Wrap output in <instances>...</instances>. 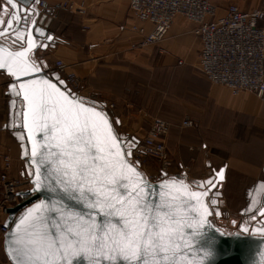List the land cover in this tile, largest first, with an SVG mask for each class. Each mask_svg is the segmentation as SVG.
<instances>
[{
    "label": "crops",
    "instance_id": "obj_1",
    "mask_svg": "<svg viewBox=\"0 0 264 264\" xmlns=\"http://www.w3.org/2000/svg\"><path fill=\"white\" fill-rule=\"evenodd\" d=\"M39 1L36 6L39 21L54 36L46 51L37 58L42 70L49 75L57 74L56 77L63 83L69 78L78 79L80 84L74 88L78 97L100 104L112 115L114 128L122 138L133 143L140 142L149 125L141 124L140 118L131 122L128 131H122L126 120L115 117L114 108L110 109V105L114 106L113 101L116 105L125 103L123 96L136 95L147 69L153 75L162 68L173 70L184 84L178 99L180 113L175 116L186 115L193 122L189 139L177 136L170 129L166 147L174 167H188L189 172L201 180L207 176L208 169L219 171L224 165L226 174L230 170L249 173L250 180L264 175V103L250 92L232 94L226 87L206 81L199 70L201 43L193 34L195 25L192 22L176 16L161 43L132 49V45L142 37L131 27L143 26L148 34L152 26L141 25L133 18L129 0H71L76 6L82 5V15L55 9V5L63 0H43L48 4L45 10L39 8ZM213 3L217 18L226 14L229 5H236L243 12L264 10V0H214ZM58 62L64 65L61 72L55 70ZM123 78L130 79L128 90L124 89L127 82ZM11 86L12 80L1 73L0 132L4 129L7 133L11 130L17 135L19 133L18 136L12 134L16 137L12 146H16L18 151L22 134L13 130L14 123L9 115ZM198 146L203 150L217 151L218 155L211 152L204 155ZM7 148L0 142V154L11 150ZM227 152V158L223 160L221 156ZM15 167L19 177L24 179L21 153L18 159H12L10 176L14 179ZM21 182V190L30 188L28 181ZM252 186L254 183H249L240 189L249 193ZM222 201H225L224 197ZM232 221L228 220L229 223Z\"/></svg>",
    "mask_w": 264,
    "mask_h": 264
},
{
    "label": "snow or ice",
    "instance_id": "obj_2",
    "mask_svg": "<svg viewBox=\"0 0 264 264\" xmlns=\"http://www.w3.org/2000/svg\"><path fill=\"white\" fill-rule=\"evenodd\" d=\"M3 3L5 0H0V4ZM6 4L10 8H0V37L9 35L11 32L15 34L16 39L24 40L23 25L27 24L28 17L21 14L23 9L19 7V0H6ZM32 23L34 25L35 21ZM31 47L30 42L29 49ZM4 51L6 50L0 48V53ZM27 55V52L15 53V57L18 58ZM17 64L24 73L38 71L34 62L26 59L13 60L7 65L9 73L13 76L16 75L13 66ZM5 66V61L0 56V68ZM29 84L35 85L36 81H30ZM44 84L50 89H55L59 96L64 98L66 104H62L58 114H55L52 108L47 107L46 90L37 92L34 88L21 83L20 89L23 92V100L28 104L32 124L35 128L45 131L48 125L41 121L49 118L45 113H53L51 135L45 132L44 139L56 140L57 144L54 146L60 148L57 155L59 165L62 167L55 168L58 182L65 185V191L69 196L78 192L77 199L84 202L87 208L99 210V214L105 217V221L99 224L91 216L85 220L83 217L74 215L71 218L75 223L57 226L63 230L57 231L56 238L53 239L50 232L40 223L44 219L43 216L33 217L34 210H30L29 214L16 225L18 234L12 241L15 247L9 253L15 254L14 264H60L61 261L64 264H73V259L76 257H80L76 260V264H82L83 261H86V264H178L177 256L181 254L182 245L177 243V239H183V229H192L194 235L203 239L207 233L200 229L205 225L211 227L207 217L219 215L218 212L209 211V207L216 204L215 200L209 198L205 203L199 199L209 197V192L216 187L217 181L209 177L206 181L209 186L207 191L191 192V196L197 198L199 205L192 208V212L196 215H183L178 219L175 211L178 206L164 199L167 193H159L161 202L153 205L140 195L148 188L142 172L137 171L129 161L120 160L117 163L113 159H106L100 155L111 146L109 140L111 144H115L117 139L107 116L101 111H96V106L84 107V101L77 98L69 99L55 84L47 80ZM11 87L14 90L16 86ZM13 94L19 96L20 92L14 91ZM47 99H50V96ZM15 104L16 101L13 100V107ZM24 115L27 117L28 113ZM24 127H28L27 123ZM30 139L35 140V137ZM31 156L38 158L32 161L36 165L35 173H29V175H34L33 184L36 190L40 191L42 187H46L47 174L42 172L41 168L47 158L36 147L33 148ZM100 160L105 162L101 165L95 163ZM48 163L52 162L48 161ZM118 167L126 168L128 172L134 174L136 183L132 185L131 191H129V183H121V180L131 181V178L118 176L115 171ZM60 176L68 179H59ZM217 176L222 180L223 170L218 172ZM203 186V184L198 185V187ZM161 187L168 188L170 185L165 184ZM184 187L187 188V185ZM120 189L125 191L121 192ZM89 193L92 198L89 197ZM145 195L148 194L145 193ZM36 208L40 209L41 205H37ZM256 211L264 216V209L257 208ZM30 217L32 222L21 230V226L25 225ZM113 219L118 221L119 226L112 223ZM242 231L246 232L248 229L244 228ZM219 237L206 241L209 247L204 252L205 261L215 259L218 254V245L222 240L224 242L228 238L235 240L239 238V235L221 232ZM183 242L190 243L188 240ZM180 264L185 262L180 261Z\"/></svg>",
    "mask_w": 264,
    "mask_h": 264
},
{
    "label": "water",
    "instance_id": "obj_3",
    "mask_svg": "<svg viewBox=\"0 0 264 264\" xmlns=\"http://www.w3.org/2000/svg\"><path fill=\"white\" fill-rule=\"evenodd\" d=\"M38 0H19V7L23 9L22 15L28 17L27 24L23 25V35L24 40H18L15 38V34L11 33L9 35L0 37V48L5 49L3 53H0V56L3 57L6 66L0 68V73L6 75L12 80V85H15V90L20 92L19 99L21 104L19 108L21 109V128H22V141L26 144V160L28 166L31 168V173H35L36 165L32 162L38 157H32L31 152L34 147L39 148L46 156V162L42 166L41 171L47 174V179L45 180L46 187H42L40 191H37L34 184V175H30L28 181L30 188L25 191H21L18 195L22 198V201L14 208L8 210V216L4 223V226L8 228V233L4 237V253L11 264H14V253L10 255L12 249L15 245L12 244V241L16 239L17 228L16 225L20 223L21 219L29 214L30 210H34L32 216H43V220L40 221L43 228L50 232L53 239L56 238L57 231H62L63 229L57 226H62L65 223L73 224L75 221L71 218L72 216H80L85 220L89 219L91 216L95 219L96 223L102 224L105 221V217L99 214V210L89 209L85 206V203L77 199L79 193H74L72 196L65 191V185L58 182V174L55 171V168L62 167L59 165L58 153L60 148L54 146L57 144L56 140L44 139L45 132H48L51 135L53 120L51 116L53 113H45L49 118L41 121L48 125L45 131H41L38 128H35L32 124V116L28 110V104L23 100V92L20 89V84L24 83L26 86L34 88L39 92L40 90H46V101L47 107L52 108L55 114H58L59 108L62 104H66L63 97L59 96V93L55 89H50L44 84V81H49L57 86L60 91L64 92L65 95L69 98H77L78 100L84 101V107L95 106L88 101L83 100L78 96H74L70 93L68 89H64L53 79L50 75L42 70L39 61L37 60L40 53L45 52L48 45L53 41V34L49 33L39 21V11L37 10ZM9 7L5 3L0 4V8ZM33 21L35 24L33 25ZM37 30H39V35H37ZM19 31V29H17ZM31 42L32 47L29 49V43ZM16 52H27L28 55L23 58L15 57ZM29 60L34 62L35 68L38 71H32L29 73H24L19 64L13 66V71L16 72V75L13 76L9 73L7 65L13 60ZM36 81L35 85H30V81ZM50 96V99L47 97ZM96 111L103 112L111 124L115 137V144L111 145L105 153H100L101 156H104L106 159H113L117 163L120 160L130 161L129 156L126 155L123 139H121L114 128L113 122L109 117L108 113L98 107ZM28 113V116L25 117L24 113ZM88 115V114H83ZM27 123L28 127H24V124ZM102 125V122H100ZM59 127V126H58ZM31 129V131H29ZM59 135V133H57ZM30 137H35V140L30 139ZM43 146V147H41ZM95 152V149H93ZM67 159V157H62ZM51 161L52 163H48ZM105 161H95L96 164L101 165ZM131 165L136 168L137 171L141 170L131 162ZM223 170V179L220 180L217 176V173ZM116 174L118 176H127L131 178L129 180H121V183H129V191L132 189V185L136 183L133 173L127 171L126 168L118 167L116 168ZM218 172L215 173V181H217L216 187L212 188L209 192V197L211 193L216 189L220 188L221 184L224 181L225 169L221 168ZM143 178L146 179L143 175ZM59 179L67 180V177L60 176ZM148 188L145 189V192L140 193L142 197H145L153 205H157L161 202V196L159 193H167V196L164 199H167L169 203L178 206L175 208L177 213V218L183 215H196L192 212V208L199 207L197 204V198L191 196V192L202 193L207 191L209 186H205L204 189H194L184 180L177 179L174 177H169L163 179L159 182H150L146 179ZM183 181V184H181ZM168 184L170 187L163 188L162 185ZM187 185V188L184 187ZM205 185V184H204ZM111 187V186H109ZM121 192H124V189H120ZM147 193L148 195H145ZM135 195V193H133ZM90 198L91 194H88ZM209 197H200L199 199L203 202H207ZM94 199V198H93ZM41 205L40 209H37L36 206ZM264 209V200L263 204L260 207ZM209 211H212L209 207ZM213 212V211H212ZM199 217H197L198 219ZM208 221L211 223V227L205 225L200 231L206 232L207 236L201 238L198 235H194L192 229L184 228V237L183 239H177V243L182 245L181 254L177 256V262L180 264V261H184L185 264H264V216L260 215L256 211L253 215L242 218L241 223L232 221L229 223L231 229L226 228L225 226L219 225L213 221V215L207 217ZM32 222V217L25 222V225L21 226L23 230L29 223ZM112 223L118 224L116 219L112 220ZM238 225V226H237ZM247 228L248 231L243 232L242 229ZM236 233L239 235L238 239H226V242H222L218 245V254L215 259H209L205 261L204 252L208 249L207 240L217 239L219 233ZM184 240H188L190 243L184 244ZM80 257L73 259V264H76V260ZM60 264H64L63 261ZM82 264H86V261H83Z\"/></svg>",
    "mask_w": 264,
    "mask_h": 264
},
{
    "label": "built area",
    "instance_id": "obj_4",
    "mask_svg": "<svg viewBox=\"0 0 264 264\" xmlns=\"http://www.w3.org/2000/svg\"><path fill=\"white\" fill-rule=\"evenodd\" d=\"M56 4L55 9H65L75 14H84L82 5L76 6L71 0ZM214 0H129V10L133 18L143 24H150L146 34L143 26L133 25L132 31L141 40L132 49L156 46L161 43L176 16H182L195 25L193 34L201 43L199 70L207 82L224 86L232 94L250 92L264 103V10L240 11L236 5H229L223 17L217 18ZM39 8H48L47 2L39 1ZM64 65L56 63L55 70L61 72ZM1 79V73H0ZM77 79L65 82L69 91L74 90ZM93 98V97H92ZM183 129L193 127L192 120L186 118L181 123ZM168 121L153 117L146 136L133 143L129 149V159L150 182H159L177 172L167 151L166 139L170 134ZM156 161L158 169L149 171L144 159ZM143 162V163H142ZM11 159L7 153L0 165V249L4 251V237L8 228L4 223L8 210L16 207L22 198L18 195L21 181L11 178ZM180 172L188 174V167ZM1 253V252H0ZM5 254V253H4ZM0 264H11L6 255L1 254Z\"/></svg>",
    "mask_w": 264,
    "mask_h": 264
},
{
    "label": "rangeland",
    "instance_id": "obj_5",
    "mask_svg": "<svg viewBox=\"0 0 264 264\" xmlns=\"http://www.w3.org/2000/svg\"><path fill=\"white\" fill-rule=\"evenodd\" d=\"M155 77V78H153ZM71 79V78H69ZM75 79V78H73ZM127 83H125V90L129 89V78H123ZM80 84V81L77 79V82L74 84V86L77 88ZM140 85L138 86L139 88L137 89L136 95L135 94H130L129 96H123V100H125L126 102H121V103H117L113 101L114 106L110 105V109H113L114 113L113 115L115 117H119V119L126 120L125 126L122 129V131H128L130 129V127L132 126V123H134L135 121H137L138 119L141 120V124H148L150 126V121L153 117H161L162 119L168 121V123L171 126V132H174L177 136H181L183 139H189L190 135H189V131L190 128L188 129H183L181 127V123L183 122V120H185L186 118L190 119L191 118L189 116L184 115L183 117H177L175 116L176 114L180 113V102L178 101L179 99V92L184 88V84L183 82L180 80V78L178 77V75L176 73H174L173 70H169V69H165L162 68L161 71L156 74L153 75V73L150 70H146L145 73H143V77H141V82L139 83ZM94 96V95H93ZM122 100V101H123ZM125 105V106H124ZM136 116V117H134ZM176 120H179L178 122ZM132 122V123H131ZM130 123V125H129ZM130 126V127H128ZM3 128H5V126H3ZM2 128V129H3ZM9 130L10 127H8ZM126 129V130H125ZM149 129V127H148ZM147 129V131H148ZM13 130L14 126H13ZM146 131V133H147ZM11 133H7V131H5L3 129V131L0 132V141L1 143L4 144V146L6 145L10 150V151H6V153L8 154V156L11 159V168H12V159H18L19 156V152L16 149V146H12L14 145V141L16 140V137H13V135H17L16 131L15 133H12V130L9 131ZM146 133L144 135V137L146 136ZM10 135V136H8ZM19 135V133H18ZM17 135V136H18ZM143 137V138H144ZM142 138V140H143ZM126 140H128L126 138ZM133 143V142H132ZM14 147V148H13ZM201 146H198V150L203 153L204 155L209 154L211 151L209 149L207 150H203L200 148ZM14 150V151H13ZM5 154V153H4ZM3 153L0 154V165H1V161H2V157L4 155ZM143 163V162H142ZM17 162L15 163L16 166ZM144 164L146 166V168L148 167L149 171L154 172V170L156 171L158 169V164L156 163V161H154L153 159L146 157L144 159ZM174 166V165H173ZM175 168V167H174ZM178 168H175V170H177ZM190 168H188V171ZM14 176L16 177V179L18 181H28L26 179H21L19 177V174L17 172V167H15L14 169ZM189 173V172H188ZM240 173L237 174V171H233L230 170L229 171V176L233 179V177L237 175H239ZM22 183V182H21ZM230 187H233L232 185L229 184ZM238 190H236L235 192H233L230 188H229V193L234 194L237 196L238 194ZM222 201V197L220 198ZM220 199L218 200V202L216 203V205L221 208L222 210H228L229 212H231L229 219L224 220L219 219V225L222 224V226H225L228 229H231V227L229 226V222L228 220L232 219L233 221H238L240 218V215L237 214V209L239 208H232V205L230 203H232L231 201H229L227 194L225 195L224 199L225 201L223 202V204H221L222 202L220 201ZM0 257L1 254H4V251L2 252V249H0Z\"/></svg>",
    "mask_w": 264,
    "mask_h": 264
},
{
    "label": "trees",
    "instance_id": "obj_6",
    "mask_svg": "<svg viewBox=\"0 0 264 264\" xmlns=\"http://www.w3.org/2000/svg\"><path fill=\"white\" fill-rule=\"evenodd\" d=\"M56 76H57V74L50 75L51 79H53L56 83H58L64 89H68L66 87L65 83L61 82ZM14 91H16V90L15 89L12 90L11 94H10L9 115L11 117V121L14 123L15 130H17L21 133L22 132L21 109L18 106L19 104H21V101L19 99V96H16L13 94ZM70 93L73 94L74 96H78L76 94V91H74V90H71ZM13 100L16 101V104L14 107L12 105ZM88 102H90V101H88ZM90 103L95 105L96 107L104 110V108L100 104H97L95 102H90ZM108 115L113 122V118H112L113 116L110 115L109 113H108ZM115 131H116V129H115ZM116 133H117V131H116ZM117 135L121 139H123L125 152L128 153L127 155L129 156V149L131 148L133 143L122 138L118 133H117ZM26 150H27L26 144H25V142L22 141L19 145V148H18V152L21 153L22 166L24 167V168H22V170H23L22 171V173H23L22 178L24 177V179L29 181V179H30L29 173H31V168L28 166V163L26 160ZM211 153L216 155L217 151H212ZM227 154H228V152L226 154H223V155L221 154L222 155L221 157L223 158V160H226ZM223 167L225 169L224 181L221 184L220 188H216L211 193L209 198H211L212 200H215L217 203L221 197H225V195L227 194L229 201L232 202V203H230L232 205V208H235V207L239 208V209H237V214L240 215L241 219L253 215L256 212V209L260 208L262 206V202H263L262 198L264 196V175L260 174L256 178L250 180L251 175L249 173L237 172V174L238 173H240V174L237 175L236 178L234 176L232 179L228 174H226V165H224ZM181 168L182 167L178 168V171L173 172L169 177H174L177 179L184 180L186 183H188L194 189H204L205 186H208L206 181L209 179V177H213L215 180V178H216L215 173L218 172L215 170L209 171V169H208L207 176L205 177V179L201 180L200 178L197 177V175L195 176V175L191 174V172H189L188 174L181 173L180 172ZM207 168H208V166H207ZM249 183H254V186L250 187L252 190H250L249 193H246V190L244 191V189H240V188H245ZM200 184H203V185L205 184V185L203 187H198V185H200ZM229 184L232 185L233 187H230ZM229 188L233 192L238 190L239 192H238L237 196L229 193ZM244 192H245V195H244ZM210 207H211L213 212L219 213V215H213V221L217 224H218L219 219L223 218L224 220H227V219H229V217H231L230 216L231 212H229L228 210H222L216 204L212 205Z\"/></svg>",
    "mask_w": 264,
    "mask_h": 264
},
{
    "label": "flooded vegetation",
    "instance_id": "obj_7",
    "mask_svg": "<svg viewBox=\"0 0 264 264\" xmlns=\"http://www.w3.org/2000/svg\"><path fill=\"white\" fill-rule=\"evenodd\" d=\"M23 185V184H22ZM21 185V187L20 188H22L23 186ZM25 191V190H24ZM241 220L242 219H239L238 221H236L237 223H241ZM238 226V225H237Z\"/></svg>",
    "mask_w": 264,
    "mask_h": 264
}]
</instances>
